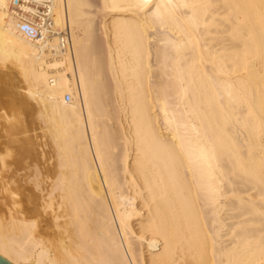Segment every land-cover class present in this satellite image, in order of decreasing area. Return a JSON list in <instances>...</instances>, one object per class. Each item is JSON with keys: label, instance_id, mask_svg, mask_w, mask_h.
Segmentation results:
<instances>
[{"label": "bare ground", "instance_id": "bare-ground-1", "mask_svg": "<svg viewBox=\"0 0 264 264\" xmlns=\"http://www.w3.org/2000/svg\"><path fill=\"white\" fill-rule=\"evenodd\" d=\"M11 3L0 256L264 264V0H54L36 41Z\"/></svg>", "mask_w": 264, "mask_h": 264}, {"label": "built area", "instance_id": "built-area-1", "mask_svg": "<svg viewBox=\"0 0 264 264\" xmlns=\"http://www.w3.org/2000/svg\"><path fill=\"white\" fill-rule=\"evenodd\" d=\"M54 0H12L11 11L20 21L19 30L24 37L36 41L44 35H53L52 5ZM58 34V33H56ZM61 38L67 33L61 32ZM69 101V97H67Z\"/></svg>", "mask_w": 264, "mask_h": 264}, {"label": "water", "instance_id": "water-1", "mask_svg": "<svg viewBox=\"0 0 264 264\" xmlns=\"http://www.w3.org/2000/svg\"><path fill=\"white\" fill-rule=\"evenodd\" d=\"M0 264H12V263H10L8 260L0 256Z\"/></svg>", "mask_w": 264, "mask_h": 264}]
</instances>
